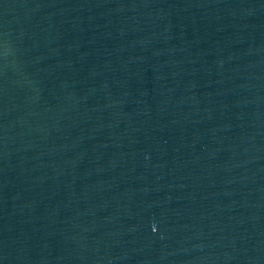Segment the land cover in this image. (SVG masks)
Returning <instances> with one entry per match:
<instances>
[{
    "label": "water",
    "instance_id": "water-1",
    "mask_svg": "<svg viewBox=\"0 0 264 264\" xmlns=\"http://www.w3.org/2000/svg\"><path fill=\"white\" fill-rule=\"evenodd\" d=\"M0 264H264V0H0Z\"/></svg>",
    "mask_w": 264,
    "mask_h": 264
}]
</instances>
